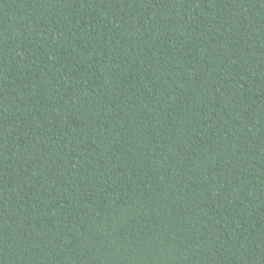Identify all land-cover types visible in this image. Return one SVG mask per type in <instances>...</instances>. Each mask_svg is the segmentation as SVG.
I'll return each instance as SVG.
<instances>
[{
    "label": "trees",
    "instance_id": "trees-1",
    "mask_svg": "<svg viewBox=\"0 0 264 264\" xmlns=\"http://www.w3.org/2000/svg\"><path fill=\"white\" fill-rule=\"evenodd\" d=\"M0 264H264V0H0Z\"/></svg>",
    "mask_w": 264,
    "mask_h": 264
}]
</instances>
